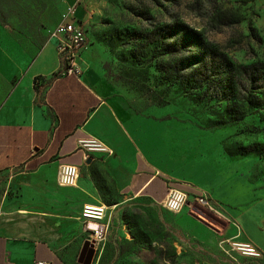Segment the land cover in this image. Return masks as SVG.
Here are the masks:
<instances>
[{"label": "rangeland", "instance_id": "374dc122", "mask_svg": "<svg viewBox=\"0 0 264 264\" xmlns=\"http://www.w3.org/2000/svg\"><path fill=\"white\" fill-rule=\"evenodd\" d=\"M68 8L75 17V9L80 11L77 18L85 24L94 67L122 107L131 114L168 120L160 135L164 161L178 169L190 158L198 160L200 149L212 145L226 157L240 160L235 167L240 180L233 203L224 205L245 221L243 226L237 224L235 241L250 243L261 254L251 259L236 253L231 246L236 230L231 225L215 235L200 225H182L176 214L166 213L148 199L140 197V207L134 200L125 203L133 195L103 187V174L94 165L81 167L78 177L86 174L95 181L97 202L106 207L104 239L91 248L89 264H264V252L251 243L252 238L264 247V109L247 108L238 123L221 124L223 103L183 96L178 84L168 86L161 80L155 68L157 58H152L155 54H142L152 26L182 23L199 31L235 63L264 66V0H82L79 4L73 0H0V27L33 55L45 43V31L67 18ZM3 88L0 78V91ZM248 147L254 152L240 154ZM175 174L181 176L178 171ZM168 187L183 188L178 182L162 181L163 195ZM187 203L191 206L185 205L179 214L192 211L221 227L226 224L221 208L218 213L207 210L194 204L191 195ZM86 239L80 230L69 245L70 264H83L77 257Z\"/></svg>", "mask_w": 264, "mask_h": 264}, {"label": "crops", "instance_id": "0c3cea01", "mask_svg": "<svg viewBox=\"0 0 264 264\" xmlns=\"http://www.w3.org/2000/svg\"><path fill=\"white\" fill-rule=\"evenodd\" d=\"M94 60L86 46L81 74L60 75L54 39L46 34L41 49L29 55L0 27V264L71 263L69 245L83 229L80 207L97 202L98 193L86 174L75 187H58L60 162L78 169L95 165L103 187L131 193L125 203L134 200L137 207L140 197L159 204L166 194L162 181L178 182L186 192L194 187L219 205L226 222L221 227L189 211L176 214L182 225H200L215 235L232 220L244 225L242 215L224 205L233 203L240 160L212 145L178 169L168 164L160 136L168 120L125 110ZM86 136L111 154L85 159L77 140ZM251 243L264 252L257 240Z\"/></svg>", "mask_w": 264, "mask_h": 264}, {"label": "trees", "instance_id": "16d2710c", "mask_svg": "<svg viewBox=\"0 0 264 264\" xmlns=\"http://www.w3.org/2000/svg\"><path fill=\"white\" fill-rule=\"evenodd\" d=\"M146 37L149 40L142 46V54H155L152 58H157L155 68L161 80L168 86L178 84L183 96L223 103L221 124L238 123L247 108L264 109L261 63H235L199 31L182 23L152 26ZM131 57L134 60L137 55ZM251 152L248 147L240 154Z\"/></svg>", "mask_w": 264, "mask_h": 264}, {"label": "built area", "instance_id": "2783aa9c", "mask_svg": "<svg viewBox=\"0 0 264 264\" xmlns=\"http://www.w3.org/2000/svg\"><path fill=\"white\" fill-rule=\"evenodd\" d=\"M79 4L82 0H73ZM72 8H68L69 15L60 23L46 31L47 37L55 40V52L57 55L60 75L78 76L81 74V53L87 45V34L85 24L81 19L74 16ZM40 79H37L39 82ZM77 149L80 150L85 159H90L94 155L106 156L111 151L100 141L86 136L77 140ZM79 177V169L76 166L60 162L57 165L55 173V183L61 188L75 187ZM192 191L168 187L165 196L159 202L160 208L169 214H178L187 203L188 195H191L192 202L207 210L218 213L219 205L211 202L205 193L196 188H189ZM106 207L103 204H83L79 219L82 223V232L88 236L85 241L93 249L100 241L104 239L106 225L104 224ZM236 230L231 240L232 248L236 253L246 258H261L260 252L250 243L235 241L239 236V227L237 223L231 222ZM33 264H49L44 261H37Z\"/></svg>", "mask_w": 264, "mask_h": 264}, {"label": "water", "instance_id": "95a60500", "mask_svg": "<svg viewBox=\"0 0 264 264\" xmlns=\"http://www.w3.org/2000/svg\"><path fill=\"white\" fill-rule=\"evenodd\" d=\"M92 249L90 245L85 241L79 251L77 260L78 262L83 261V264H89L91 260Z\"/></svg>", "mask_w": 264, "mask_h": 264}]
</instances>
